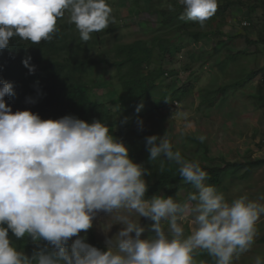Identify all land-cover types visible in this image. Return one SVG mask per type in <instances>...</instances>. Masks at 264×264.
I'll return each instance as SVG.
<instances>
[{
  "label": "clouds",
  "instance_id": "obj_1",
  "mask_svg": "<svg viewBox=\"0 0 264 264\" xmlns=\"http://www.w3.org/2000/svg\"><path fill=\"white\" fill-rule=\"evenodd\" d=\"M177 3L183 7L180 19L204 27L219 0ZM66 12L84 42L115 22L107 0H0V49L16 36L32 44L50 41ZM30 60L22 64L34 74ZM7 95H14L13 85L0 81V264H197V250L207 252L214 264H233L251 248L264 204L246 194L226 200L206 183L209 174L200 164L186 160L169 139L145 137L148 160L163 157L178 166L180 177L194 189L182 202L163 195L146 198L149 169L133 162L106 122L13 112ZM142 108L141 103L136 112ZM137 126L143 129L141 119ZM197 139L203 143L206 137ZM99 212L123 225L115 241L105 240L106 251L80 236ZM141 217L151 223L141 226ZM189 219L195 227L185 235ZM9 231L18 240L30 237L37 248L31 255L17 250ZM146 231L150 234L141 238ZM40 241L46 244L41 247ZM254 264H264V258L256 256Z\"/></svg>",
  "mask_w": 264,
  "mask_h": 264
},
{
  "label": "rangeland",
  "instance_id": "obj_2",
  "mask_svg": "<svg viewBox=\"0 0 264 264\" xmlns=\"http://www.w3.org/2000/svg\"><path fill=\"white\" fill-rule=\"evenodd\" d=\"M239 1H242L243 5L232 4L226 21L218 26L221 34L213 33L212 29L217 26L213 23L211 27L208 25L202 28L212 33L195 41L189 33L197 30L196 27L173 31V25L163 26L157 15L150 11L151 0H107L112 8L111 15L115 18V22L99 31L98 43L93 48H87L88 55L98 58L113 43H127L138 38L150 40L153 36L161 34L169 39L170 45L167 43L169 46H179L180 50L172 49L161 62L164 72L150 100L154 101L156 96L158 98L161 93L169 92L179 86H185L188 90L182 101H173L165 107H159L158 111H154L149 103L150 108L141 112V115L131 114L128 117L122 111L115 115L119 124L115 128L114 137L125 144L129 157L134 163L143 164L150 172L159 170V165L164 161L163 157L152 162L146 160L148 156L145 157L148 153L145 137L153 134L169 139L174 149L179 150L186 160V156H189L206 161L202 158L203 155L207 156L210 162L220 164L264 159V104L262 105L255 97L260 76H255L242 88H228L225 97L219 103H217L219 98L215 99L214 107L202 102L205 97L210 96L206 90H215L241 78L250 70L264 66V45L247 44L245 41L246 38L255 40L264 37V2ZM154 3L157 8L172 6L170 0H154ZM177 21L175 19V22ZM62 22L67 30V26L72 24L75 34L79 35L75 24L69 20V13H65ZM246 23L249 25H245ZM111 27L114 29H110ZM221 41H226L227 44H220ZM106 57L107 55L104 54V58ZM96 71L98 86L93 89L94 98L104 101L113 111L125 109L127 105L123 98L116 103L108 102L116 99V96H109L107 93L110 88L102 85L113 69L101 64ZM137 119L143 121L142 130L137 126ZM129 120L132 122L127 126ZM201 135L206 137L203 143L197 139ZM245 168L240 170L241 174L244 173ZM227 175H230V172ZM229 177L224 180L219 190L225 195L226 200L231 202L246 194L249 199L264 204V200H258V197L264 196V165L252 169L242 179L235 175ZM192 191L194 189L191 185L184 183L172 197L182 202ZM158 195L168 197L164 192ZM132 218L137 217L133 214ZM139 222L141 226L151 223L143 217ZM122 227L123 225L115 223L113 216L99 212L93 220L92 228L87 232H81L80 236L90 245L106 251L105 240L113 237L115 241V234ZM184 227L185 235H188L195 226L189 219ZM256 227L257 235L251 248L241 253L238 259L234 258L233 264H254L256 256L264 258V241H260L264 237V215H261ZM91 231L102 246L91 241ZM149 234L146 231L142 233L141 238H146ZM9 237L17 250L27 254L19 247L18 239L12 233ZM194 258L197 264H209L201 260L198 254Z\"/></svg>",
  "mask_w": 264,
  "mask_h": 264
},
{
  "label": "trees",
  "instance_id": "obj_3",
  "mask_svg": "<svg viewBox=\"0 0 264 264\" xmlns=\"http://www.w3.org/2000/svg\"><path fill=\"white\" fill-rule=\"evenodd\" d=\"M219 1L216 13L205 22L204 27H201L197 22L180 19L183 7L177 3V0H170L172 9L157 8L154 6V0H151L150 11L157 15L163 26L173 25V31L196 27L197 30L191 33L187 31V33L191 34L195 41H199L212 33L202 30V28L208 25L211 27L213 23L217 24L216 28L212 29L213 33L221 34L218 26L226 21L229 7L234 3L243 5V2L239 0L236 2L235 0ZM250 1L264 2V0ZM62 18L57 20L58 32L53 34L50 41L42 40L39 44H32L30 41L22 40L16 36L10 39L8 48L0 49V81L10 82L13 85L14 95L5 97L6 103L11 106L13 112L30 110L38 114L41 119H59L65 115H72L89 123L93 120H101L110 126V132L114 136L116 135L115 128L119 124L115 115L120 111L128 117L131 114L141 115V112L150 108L149 103L154 111H158L159 107H165L173 101L184 99L188 90L185 86H179L169 92L161 93L158 98L156 96L154 101L150 100L151 94L159 85V79L164 72L161 62L172 49L180 50L179 46H169L168 38L158 34L150 40L138 38L127 43L116 42L98 58H93L88 55L87 50L98 43L99 32L91 34V39L86 42V46L85 42L81 40L80 34H75L72 24L67 26L68 30L64 27ZM175 19L178 21L175 22ZM245 25H249V23ZM110 29H114V27ZM170 31L172 32L171 29ZM245 41L247 44L264 45L263 36L255 40L246 38ZM220 44L227 43L221 41ZM104 54L107 55L106 58H104ZM26 57H31L30 63L36 66L34 74H29L28 69L22 64V60ZM101 64L113 69L110 76L102 83L103 86L110 88L107 93L109 96H116V99L108 102L116 103L123 98L127 105L125 109L113 111L111 107H107L104 101L94 98L93 89L98 86L96 69ZM255 76H260L256 85L257 95L255 97L263 105L264 66L250 70L241 78L215 90H206L210 96L205 97V101L202 102L214 107L216 105L215 99L219 98L217 102L219 103L225 97L228 88H242L250 83ZM38 90L42 95L38 94ZM30 100L32 102H29ZM141 103L143 108L137 113L136 108ZM131 122L132 120H129L126 125L130 126ZM146 156L149 154L147 153ZM186 158L200 164L209 174L206 183L215 186L218 191L222 188L224 180L227 177L230 178V175L242 179L252 169L264 165V159L248 160L244 163L225 162L220 164L210 162L205 155L202 158L206 161L189 156ZM162 163L164 165L162 172L160 171L161 165H159V170L151 171L150 175H145L144 179L148 185L146 198L158 195L160 192L172 197L177 189L185 183L180 177L178 166L175 163L167 160ZM243 167L246 168L241 174L240 170ZM229 172L230 175H227ZM10 233L11 231H9ZM90 236L94 244L102 246L96 241L93 231H91ZM260 241H264V237ZM18 242L19 247L28 255H31L37 248V244L30 237L19 239ZM45 244L44 241L39 242L41 247ZM198 255L204 262L214 264V258L210 257L207 252L199 250Z\"/></svg>",
  "mask_w": 264,
  "mask_h": 264
}]
</instances>
